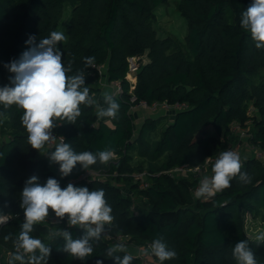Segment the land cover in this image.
<instances>
[{
    "label": "trees",
    "instance_id": "obj_1",
    "mask_svg": "<svg viewBox=\"0 0 264 264\" xmlns=\"http://www.w3.org/2000/svg\"><path fill=\"white\" fill-rule=\"evenodd\" d=\"M169 1L0 0V87L9 85L13 75L4 65L28 49L29 37L39 43L52 31L61 32L68 5L72 11L67 39L57 48L63 53L64 64H71L69 75L85 70L86 86L98 104L99 67L107 68L110 83L118 81L122 86L120 94H111L120 105L111 121L110 117L99 118L95 105H81L75 124L56 121L53 131L76 153L110 149L117 155L108 164L98 161L87 170L78 164L67 177H61L58 164L31 149L21 120L23 110L0 105V216H14L9 224L0 226V253L15 251L13 241L24 222L20 202L27 179L36 175L43 185L54 178L64 188L89 170H105L118 173L117 181L123 187L111 181L83 179L75 186L105 192L114 217L106 226L111 235L129 236L136 246L146 248L163 237L177 252V258L163 264H236L232 248L247 240L257 264H264V244L249 237L245 223L246 213L258 216L264 211L261 161L246 157L242 171L249 174L251 182L233 179L229 188L209 199L194 197V180L160 174L184 164H202L207 157L235 145L239 134L234 125L247 129L250 142L264 149V49L255 47L240 24L241 14L252 0H181L178 9L188 24L184 42L174 35L161 38L154 27L155 12ZM85 57L95 58L92 67L85 68ZM131 57H136L140 66L134 74L135 84L128 79ZM140 101L186 103L189 108L177 111L161 138L154 140L157 120L149 117L139 130L136 127L133 107ZM135 155L148 164L146 189L134 182ZM135 198L147 199L149 208L136 213ZM53 215L50 212L49 216ZM56 229L68 230L73 239L84 234L79 226L34 225L32 237L51 246L48 264H96L97 260L116 264L106 257L113 245L103 237L91 241L93 255L81 261L62 251L63 237L48 238ZM5 236L11 238L5 241ZM128 253L133 256L131 264H142L139 254ZM151 260L161 264L154 256ZM0 264H8L5 256Z\"/></svg>",
    "mask_w": 264,
    "mask_h": 264
},
{
    "label": "clouds",
    "instance_id": "obj_2",
    "mask_svg": "<svg viewBox=\"0 0 264 264\" xmlns=\"http://www.w3.org/2000/svg\"><path fill=\"white\" fill-rule=\"evenodd\" d=\"M241 27L247 30L257 49H264V0H252V3L241 14ZM67 39L63 32L52 31L49 36L41 38L36 43L35 37H29L26 44L28 49L19 59L4 65L13 75L9 77V85L0 87V105L5 108L16 105L23 110L22 124L27 131V141L31 149L48 155L50 162L59 165L61 177H67L79 164L87 170L98 161L108 164L114 158V150L106 149L93 153L84 151L76 153L69 143L57 144L53 151H43L45 146L56 137L52 130L57 126L56 121H66L75 124L81 116V105L96 106L99 118H115L120 105L108 93H103L106 107L99 105L90 95L86 86L85 70L69 75L71 64L65 65L63 53L57 44ZM85 68L94 65V57H85ZM64 139L63 137L61 138ZM243 163L238 153L226 150L220 153L212 165L210 177L205 176L195 192L197 198L219 192L231 186L233 179L240 183L251 182V177L242 171ZM20 207L24 212V222L21 231L13 241L15 251L10 253L8 264H48L51 246L39 238L32 237L34 225L48 220L50 212L59 221L67 219L72 227L79 226L83 235L73 239L66 229H56L49 232L48 238L63 237L65 244L62 251L78 260L84 261L93 255L91 241H99L106 233V225L113 223L112 208L105 199V192L89 190L87 187H76L69 183L61 188L57 179L48 178L41 185L36 175L26 180L21 192ZM3 218L0 217V223ZM10 236H5V241ZM259 244H264V232L256 236ZM125 253L123 257L118 253ZM161 264L166 260L177 258V252L171 249L163 237L154 239L150 245V253ZM106 257L115 260L116 264H131L133 256L128 253L125 244L113 245L106 251ZM231 257L236 264H257L255 254L247 240L236 243L231 251ZM96 264H103L97 260Z\"/></svg>",
    "mask_w": 264,
    "mask_h": 264
},
{
    "label": "built area",
    "instance_id": "obj_3",
    "mask_svg": "<svg viewBox=\"0 0 264 264\" xmlns=\"http://www.w3.org/2000/svg\"><path fill=\"white\" fill-rule=\"evenodd\" d=\"M128 61H129L128 79H130L131 76H134V74L139 71L140 66L138 63V59L136 57H131V58H129ZM106 69L107 68L104 66L99 67L98 70H99L100 75H103L107 71ZM135 82H136V80H135ZM135 82H134V84H135ZM110 84L113 87L111 94L116 96L122 92V86H121L120 82L116 81V82H112ZM132 89H134V87H132ZM132 101L135 102L136 97H133ZM139 108L148 109V110H151L152 112L161 111L164 113H169V114L174 115L177 111H181V110L187 109L189 107L186 103L170 104L167 101H165L162 103L153 102L152 104H149L147 101H140L139 104H137L135 107H133V111L136 109H139ZM112 119L113 118H110V121ZM235 129H238V131H236ZM235 129L234 130L236 131V133L238 132L239 136H240L239 142H237L235 145L230 144L223 151H226V150L235 151L236 153H238L240 155L242 163L246 157L252 156L264 164V149L253 144L252 142H250L247 129H243L239 125H237ZM52 132H53V135L56 137V139L53 142H51L45 146V148L47 150L53 148L56 144H60L61 142H65V139H63V140L61 139L63 136L57 135L53 130H52ZM246 147H247V149H246ZM223 151H221V152H223ZM220 153L217 156L207 157L202 164L195 165V166L184 164V165L175 167L173 169L163 171L160 174H167L173 178H190V179L194 180L197 183V186L193 191V195L195 198H197L195 196V192L199 187L200 181L205 176L210 177L212 175V172H211L212 165L214 164L215 160L219 157ZM46 156L48 157V155H46ZM116 158H117V155L115 154L113 159H116ZM101 171H105V170H89L84 175H82L78 180L69 181L67 183V185L69 183H72L75 186L76 182L79 180H82V179L90 181L93 178L99 177V174ZM149 175H150V173H147L146 175L145 174L141 175L139 177L135 176V183H138L139 187L141 189H146L148 187V176ZM216 193L217 192L214 191L213 193H211L205 197H202V198L203 199H209L212 196L216 195ZM0 217L3 218V222L0 223L1 227L9 224L14 218L13 215H1ZM57 220H58V218H56L55 215L49 216L48 220H46L42 224L48 228H51V226H56V225L70 226L67 224L66 218L63 221H59L58 223H57ZM101 237H103L109 243H113V244H116V243L120 244V243H124L126 241H130L129 236L122 235V234L111 235L107 229H106V233L103 234ZM150 245H149V247H147V252H149V253H150ZM4 251L2 253H0V260H2L5 256L6 261L8 262L10 259V253H12L14 251L13 250H8V251L6 250L5 253H4ZM140 256L142 257V264H151V261H152L151 259L153 258V255H151V254L142 255L141 254Z\"/></svg>",
    "mask_w": 264,
    "mask_h": 264
},
{
    "label": "rangeland",
    "instance_id": "obj_4",
    "mask_svg": "<svg viewBox=\"0 0 264 264\" xmlns=\"http://www.w3.org/2000/svg\"><path fill=\"white\" fill-rule=\"evenodd\" d=\"M180 1L181 0H170L168 5L160 7L155 12L156 20L154 23V27L157 30L158 35L161 38H165L168 35H174L181 42L185 41V37L188 32V24H187L186 19L179 12L178 5ZM71 11H72V7L69 5L65 8V11H64V18L61 23V32H63L64 35H65L66 27L69 21V17L71 15ZM143 60L146 61V58L143 57ZM129 80L132 83H134L136 80V77L131 76ZM97 86L102 92V95L104 92H108L110 94L112 93L113 87L110 84V81L108 80L106 76V72L102 75V78L99 81V85ZM99 105L104 107L103 96L100 97ZM133 114L135 115V119H136L135 124L138 130L141 128L146 118L150 117V118L157 120V129L154 132V140H159L161 138L162 132L166 129L167 125L172 122L173 116H174L173 114L164 113L161 111L152 112L151 110L142 109V108L134 110ZM236 126L237 125L233 126V128L235 129ZM235 130L238 131V129H235ZM211 133H213L212 129H210V134ZM43 151H48V150L45 148ZM41 155L45 156L44 154H41ZM163 160L164 159H161L159 161V164H161ZM133 166L136 168V171L133 173V175L137 177L144 175V174L146 175L147 173H149L148 164H144L141 158H139L137 155H135ZM139 167H142V168H139ZM118 176H119L118 173L109 174L108 172L101 171L99 174V177L93 178L90 181H93V180L111 181L113 184L123 187V185L117 181ZM125 189H126L125 191L128 192V188H125ZM135 199L138 205V207L136 208L137 209L136 213L143 212L149 208L147 199H142V198H135ZM245 221H246L245 223H246L247 234L249 235L251 239L256 240V236L264 232V211L262 210V213H260V215L258 216H253L250 213H246ZM111 244L116 245L118 243L116 244L111 243ZM123 244H125V246L128 249V252L130 253L144 255L143 253L147 252L146 247L136 246L134 243H132L131 240L126 241ZM151 264H159V263L152 260Z\"/></svg>",
    "mask_w": 264,
    "mask_h": 264
},
{
    "label": "crops",
    "instance_id": "obj_5",
    "mask_svg": "<svg viewBox=\"0 0 264 264\" xmlns=\"http://www.w3.org/2000/svg\"><path fill=\"white\" fill-rule=\"evenodd\" d=\"M100 96H103V95H102V92L100 93ZM45 156H46V155H45ZM46 157H47V156H46Z\"/></svg>",
    "mask_w": 264,
    "mask_h": 264
}]
</instances>
